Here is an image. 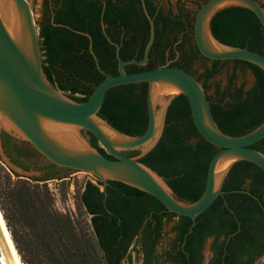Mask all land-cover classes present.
Instances as JSON below:
<instances>
[{
  "label": "trees",
  "instance_id": "16d2710c",
  "mask_svg": "<svg viewBox=\"0 0 264 264\" xmlns=\"http://www.w3.org/2000/svg\"><path fill=\"white\" fill-rule=\"evenodd\" d=\"M103 9L101 0H46L43 19L38 25L42 69L46 78L78 102L85 101L104 77L96 68L90 45L105 72H108V65L113 64L110 58L115 54L114 46L109 44L102 26L108 15L111 19H119L126 27L118 39L121 59H141L148 40L144 28H139L140 24L148 26L144 14L127 10L108 14ZM175 17L157 16L149 57L152 48L158 51L163 46V51L166 46L160 41L164 29L158 27L159 21L181 30L180 16ZM210 29L223 43L248 47L264 54L263 27L257 16L244 6L218 10L210 20ZM139 32L145 37L136 47L135 38ZM164 59L149 58L147 67L164 64ZM234 60L243 62L253 71L254 85L245 91L241 86L232 88L229 85L208 99L220 129L230 135H240L264 120V71L251 62ZM219 61L213 60L212 68L204 72L205 79L218 70ZM126 70L132 72L142 68L130 64ZM57 74L64 77L65 84L58 83ZM233 76L234 72L230 75L231 80ZM80 84L83 87L80 88ZM98 115L124 133L142 134L148 123L145 89L136 91L132 83L111 87ZM84 133L93 147L112 157L90 132L84 130ZM3 135L5 151L15 164L27 170L42 171V174L43 169L46 171L44 176L37 177L44 181L40 185L24 179L8 187L3 196L0 193V208L24 264H125L131 262L133 252L142 255L144 264H201V250L210 236L214 237L212 248L215 255L208 264H242L239 252L248 247L254 228H261L255 219L242 222L239 215L240 229L230 235L237 225L224 219L219 208L220 195L195 217L192 224L190 217L167 210L157 198L139 188L108 179L103 189L102 180L93 175L92 179L85 180L76 196L78 211L88 215V228H85L80 220H73L69 214L51 208L46 180L67 176L71 168L50 162L28 141L11 146L7 140L9 136ZM251 146L264 153V137ZM217 150L218 147L200 135L187 97L178 93L168 105L159 140L139 159L162 175L176 196L191 202L202 194L209 160ZM124 153L136 156L140 150H125ZM247 163L249 161L238 160L229 170L236 173V168L247 166ZM52 169H57L56 176L50 171ZM68 180L62 179V183L67 185ZM233 185L232 180H227L224 187ZM227 198L231 199L230 196ZM9 210L18 228L10 222ZM171 221H174L171 227L174 236L169 238L165 250L159 252L157 247L164 236L163 229ZM222 234L224 239L219 241ZM253 260L251 258L244 264H252Z\"/></svg>",
  "mask_w": 264,
  "mask_h": 264
},
{
  "label": "water",
  "instance_id": "95a60500",
  "mask_svg": "<svg viewBox=\"0 0 264 264\" xmlns=\"http://www.w3.org/2000/svg\"><path fill=\"white\" fill-rule=\"evenodd\" d=\"M235 5L250 9L264 30V7L258 0H206L194 18L193 32L197 48L209 59H240L256 64L264 71L263 53L223 43L211 32L212 16L222 8ZM145 14L149 21V38L143 56L137 60L121 59L117 55L118 73L105 72L90 45L96 68L104 77L85 101L78 102L52 85L43 72L38 27L28 0H0V132L5 131L19 141H28L47 160L58 166L100 178L103 189L108 179L139 188L157 198L167 210L190 217L194 224L195 217L222 194L223 181L234 162L247 160L264 171V153L251 146L264 137V120L244 134H227L214 118L204 87L190 72L168 64L127 72L126 64L144 65L148 60L154 39V23L146 10ZM102 26L104 28L103 23ZM135 82L148 84V123L140 135L124 133L98 115L108 89ZM178 93L187 97L193 122L200 135L218 147L208 163L204 190L191 202L176 196L164 177L139 159L159 140L168 105ZM156 103L161 105L158 112ZM100 125L115 137H110ZM83 130L90 132L112 157L103 155L93 147ZM133 149L140 150V153L136 156L124 153ZM0 160L11 170L41 175L39 170H27L15 164L4 152L1 140ZM210 241L211 238L207 241L206 252ZM0 264H14L1 229Z\"/></svg>",
  "mask_w": 264,
  "mask_h": 264
},
{
  "label": "flooded vegetation",
  "instance_id": "af4514ba",
  "mask_svg": "<svg viewBox=\"0 0 264 264\" xmlns=\"http://www.w3.org/2000/svg\"><path fill=\"white\" fill-rule=\"evenodd\" d=\"M101 1L104 6L103 11H105L108 14L122 13L127 10L139 14H144L146 17L145 14V10H146L149 13V15L152 17L153 23L154 21H156L158 15H164L169 18L174 17V19H176L175 16H180L179 21L181 22L180 24L181 30L179 31L177 30L176 27L170 26L164 21L158 22V27L164 29V34L160 38V41L166 46L163 49V51H161V48L163 46H161V48L158 51L152 48L150 57L148 54V60L149 58L160 60L162 57H164L165 58L164 64H168V65L173 64L185 69L186 71L194 75L197 78V80L202 84L208 98L209 99L212 98L208 93V85H207L208 84L207 82L210 78L205 79L204 72L212 68L213 60L215 59H209L200 53V51L197 48L194 38V32H193L194 18L196 12L198 8L201 6V4L204 3L206 0H101ZM258 1L260 2L261 5L264 6V0H258ZM146 20L148 26L147 25L145 26L146 23L144 24V26L140 24L139 28L141 29L144 28V30L146 31L145 35L149 38V21L147 17ZM103 24L107 35V40L110 45L114 46V52H115L114 56L110 58L113 64L108 65L107 73L116 74L118 73L117 55H119V49L121 44V42L118 39L123 35V30H125L126 27L122 25L119 19H115V20L111 19L109 15L104 20ZM154 29H155V23H154ZM145 35L142 34L141 32L137 33V37L135 38L136 47H139L142 44ZM147 62L144 65H136V64L134 65H136L138 68L148 69ZM221 62H230L232 64V69H236L237 66H242V67L247 66L243 62H236L234 59H225V60H220L218 62L217 64L218 67ZM125 67L130 68V64H126ZM252 74L255 78L253 71ZM57 79H58V83L60 82L61 84H65L66 82L64 77L60 74H57ZM132 84H135L136 91H139L140 89H145L147 95L148 84L146 82H135ZM228 85H232V80L230 79V76L228 78ZM79 87L81 88L83 87V85L80 84ZM237 87L240 86L235 85L233 88H237ZM218 90L219 87H216L215 92H217ZM146 112H147V100H146ZM147 117H148V113H147ZM4 133H6L9 136L7 140L11 146L14 143L20 141L17 138L10 135L9 133L5 131H1L0 140L4 152L6 153L5 151L6 147L4 145V140H5V135H3ZM56 170L57 169L50 170L52 173H54V176L57 175ZM261 170L262 169L259 166L249 161V163H247V166L236 168V173L234 172V170H229L225 176V179L221 187V190L223 192L220 195L222 198L219 207L220 211L223 212V217L227 222L228 221L234 222L235 225H237L236 230L231 232L230 235H234L240 229L241 226V220L239 219L240 216L242 222H248L249 221L248 219H255L257 224L259 226L261 225L260 226L261 228L259 227H256V229L254 228V234L251 235V239H250L251 241L248 247L242 249L239 252V259L242 262V264H244L251 258H254L252 264H264V251L259 252L261 248L264 246V174H263L264 171L262 170L263 171L262 172ZM45 172L46 171L43 169V174L41 173L42 174L41 176H44ZM227 180H232L234 187L225 188L224 186L225 183H227ZM227 196H230L231 199L229 200ZM171 223H172L171 224L172 227L174 221H171ZM227 227L228 226H226V228ZM173 236H174V232H173ZM209 238H211L209 244V250L207 252L205 251V244L201 250L202 253L201 264H208L210 258L215 255V251L212 248L214 237L210 236L207 239ZM223 239H224V234L220 235L219 241H222ZM168 263L173 264L171 262ZM142 264H144L143 257H142Z\"/></svg>",
  "mask_w": 264,
  "mask_h": 264
},
{
  "label": "rangeland",
  "instance_id": "374dc122",
  "mask_svg": "<svg viewBox=\"0 0 264 264\" xmlns=\"http://www.w3.org/2000/svg\"><path fill=\"white\" fill-rule=\"evenodd\" d=\"M28 2L31 5L34 21L36 23V26L38 27V25H40L43 19V13L45 10L46 0H28ZM233 72H234V76L232 78V85H231L232 88L235 85L241 86L243 91H245L254 85L255 78L252 74V71L247 66L245 67L237 66L236 69H232V64L230 62H221L218 67V70L213 74V76L210 77V79L207 82L208 83L207 84L208 93L210 94L211 97L215 96L216 87H219V90L221 91L229 86L228 78ZM60 91L66 94L64 91L62 90ZM160 106H161L160 103H156V112L160 110ZM83 133H84V130H83ZM84 135L86 136L85 133ZM38 176L39 175H27L17 170L15 171L11 170L0 160V193H1V196L5 194V191L8 187H13L19 180L25 179V180H28L30 184L39 183L40 185L44 181L41 180L40 178L37 179ZM68 178L69 180H68L67 185H64L62 183V179L66 180ZM87 179H92V175L82 172V171L71 169L67 173V176H64L61 178L54 177V178L46 180L47 182L46 184L49 189L50 196H51V208L57 212L69 214L73 220H80L85 228H88L87 226L88 215L85 213H80L78 211L76 196H77L78 189L83 186L85 180ZM0 211L4 219L5 225L10 233V230L6 224V219L4 218V214L1 208H0ZM8 213L11 216L10 222L12 224H15L16 221H15L14 215L10 214V210L8 211ZM171 224H172L171 222L168 223L163 229L164 236L161 240L160 245L158 246L159 252L165 249L167 242L169 241V238L173 236V232L170 229ZM15 226L17 228L19 227L18 224H15ZM207 241L208 239L206 240L205 247H206ZM20 261H21V264H24L21 258H20ZM125 264H142V256L141 255L137 256L135 252H133L131 262L126 261ZM167 264H170V263H167Z\"/></svg>",
  "mask_w": 264,
  "mask_h": 264
},
{
  "label": "bare ground",
  "instance_id": "6f19581e",
  "mask_svg": "<svg viewBox=\"0 0 264 264\" xmlns=\"http://www.w3.org/2000/svg\"><path fill=\"white\" fill-rule=\"evenodd\" d=\"M211 44V42L209 41ZM212 45V44H211ZM102 129L110 136V137H115L112 132H110L108 129H106L103 125H100ZM0 229L2 231L3 237L5 239V242L7 244L8 250L10 252V255L12 257V260L14 264H21L20 258L18 253L16 252V248L14 246L13 240L11 238V235L8 231V229L5 226L4 219L2 217L1 211H0Z\"/></svg>",
  "mask_w": 264,
  "mask_h": 264
}]
</instances>
